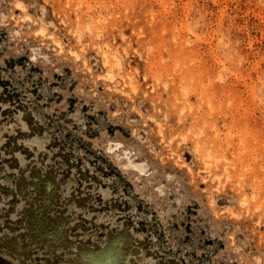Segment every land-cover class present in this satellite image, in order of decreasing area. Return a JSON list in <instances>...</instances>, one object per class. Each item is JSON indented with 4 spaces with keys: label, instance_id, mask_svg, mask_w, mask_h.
<instances>
[{
    "label": "rangeland",
    "instance_id": "obj_1",
    "mask_svg": "<svg viewBox=\"0 0 264 264\" xmlns=\"http://www.w3.org/2000/svg\"><path fill=\"white\" fill-rule=\"evenodd\" d=\"M0 264H264V0H0Z\"/></svg>",
    "mask_w": 264,
    "mask_h": 264
},
{
    "label": "clouds",
    "instance_id": "obj_2",
    "mask_svg": "<svg viewBox=\"0 0 264 264\" xmlns=\"http://www.w3.org/2000/svg\"><path fill=\"white\" fill-rule=\"evenodd\" d=\"M178 154L179 157L181 158L182 164L184 165L183 171L186 175H189L190 178V174L187 173V169L188 168H192L193 170L196 169L195 154L191 151H183V152H179Z\"/></svg>",
    "mask_w": 264,
    "mask_h": 264
}]
</instances>
